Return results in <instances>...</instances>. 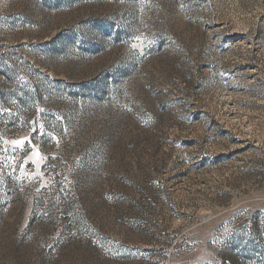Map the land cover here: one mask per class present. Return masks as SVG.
<instances>
[{
    "label": "rangeland",
    "instance_id": "1",
    "mask_svg": "<svg viewBox=\"0 0 264 264\" xmlns=\"http://www.w3.org/2000/svg\"><path fill=\"white\" fill-rule=\"evenodd\" d=\"M0 264H264V0H0Z\"/></svg>",
    "mask_w": 264,
    "mask_h": 264
}]
</instances>
